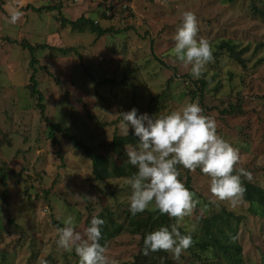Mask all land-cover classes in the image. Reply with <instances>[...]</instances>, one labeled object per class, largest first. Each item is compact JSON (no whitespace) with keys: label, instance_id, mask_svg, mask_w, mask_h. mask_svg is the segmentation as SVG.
<instances>
[{"label":"rangeland","instance_id":"obj_1","mask_svg":"<svg viewBox=\"0 0 264 264\" xmlns=\"http://www.w3.org/2000/svg\"><path fill=\"white\" fill-rule=\"evenodd\" d=\"M58 3L0 0V171L6 184L5 189L0 187V261L4 254L0 264H40L42 259L47 264H79L74 251L55 243L52 220L63 227L67 215L75 218L81 232L93 215L125 224L129 192L125 177L95 179L84 147L106 159L108 170L124 166L125 146L118 151L110 143L114 136L131 134L136 142L138 137L131 128L125 135L119 112L135 107L138 113L159 114L197 101L186 95L192 89L190 78H195L172 53L183 10L195 13L198 36L207 39L213 51L223 40L247 48L245 68L225 56L206 65L200 78L206 81L207 93L199 105L215 120L217 133L239 150L234 171L243 168L250 173L241 175L242 184L264 189V15L259 13H264V0L60 1L61 12L69 19L82 13L97 19L98 3L112 7L108 20L100 24L114 33L98 37L76 33L69 26L60 29L56 11L30 8ZM21 42L45 46L35 54V77L45 116L68 130V137L54 133L57 144L48 138L37 99L26 87L32 69ZM65 48L66 54L59 52ZM178 172L182 181L189 175L188 189L198 203L177 226L185 232L195 225V235L200 218L224 208L241 218L235 233L242 264H262L264 219L250 215L241 198L213 203L208 177L199 168L185 174L180 167ZM141 237L122 232L108 242L106 255L117 264H133ZM167 253L173 264H224L212 249L200 252L191 246L179 259Z\"/></svg>","mask_w":264,"mask_h":264},{"label":"clouds","instance_id":"obj_2","mask_svg":"<svg viewBox=\"0 0 264 264\" xmlns=\"http://www.w3.org/2000/svg\"><path fill=\"white\" fill-rule=\"evenodd\" d=\"M15 17H13L14 19ZM172 53L188 68L190 75L199 79L206 65L213 60L209 41L198 36L197 18L193 11L183 10L173 36ZM120 125L125 133L132 129L138 137L135 146H125L127 162L136 169L125 177L129 187L127 206L136 215L146 209L167 214L177 222L189 216L198 200L194 193L178 179L177 165L187 170L197 168L207 175L209 192L215 201L235 203L245 191L241 175L250 173L243 168L234 171L240 159L239 150L217 133L216 122L204 114L197 101H185L178 110L149 114L138 113L135 107L119 112ZM63 227L56 229V245L74 251L79 264H117L106 255L100 243L103 218L93 215L83 231H77L76 221L67 215ZM190 226L184 233L176 225L159 226L143 236V255L158 250L168 251L174 259L193 244ZM40 264H47L41 260Z\"/></svg>","mask_w":264,"mask_h":264},{"label":"trees","instance_id":"obj_3","mask_svg":"<svg viewBox=\"0 0 264 264\" xmlns=\"http://www.w3.org/2000/svg\"><path fill=\"white\" fill-rule=\"evenodd\" d=\"M58 1V5L53 6H41L40 8H30L33 11L40 12L44 9L47 11L54 12L56 11L58 17L56 18V23L59 25L60 29H64L66 26H69L71 30L76 33H82L84 31L89 32L95 36H103L107 33H114L110 26L104 27L100 24L102 20H108V16L105 15L102 6L100 3L97 4L99 8V13L97 14L99 17L92 18L88 17L85 14H79L78 18L69 19L63 16L61 12V0ZM111 8L110 6H108ZM264 15V13L259 12ZM104 17H103V16ZM102 16L101 20L99 19ZM113 16V15H112ZM20 46L23 50H26L29 54V65L32 69V73L28 78L29 84L26 86L29 94L32 97H36L37 99V107L39 109L41 118L46 123L48 128V138L52 141L53 144H57V141L54 137V133L62 134L64 137H68V130H63L57 123H53L51 118H48L44 114V105H43V96L37 90V80H36V65L38 64L36 53L45 49L43 45L31 46L26 42H21ZM42 49V50H41ZM247 48L240 49L238 45L231 42L230 40L220 41L217 45H215V50L213 51V60L216 61L219 57L225 56L229 60L235 62L241 68H245L246 60L243 58L244 52ZM37 51V52H36ZM69 49H60L59 52L66 54ZM161 65H164L160 61ZM106 81V80H105ZM112 82L110 80L105 83ZM190 84L192 89H190L186 95L191 97V100H197L200 105L202 104V99L206 95V81L204 78L199 79H191ZM189 80L186 82V86H190ZM193 85V86H192ZM167 90V89H166ZM165 92V91H164ZM163 93V92H162ZM159 95H157L158 97ZM228 113L232 114L233 110L229 108L227 110ZM70 138V137H69ZM136 142V138L131 134L127 136H114L111 141V146L114 149L122 150V148L128 144H132ZM87 155L89 156L92 166H93V174L95 179H106L109 177H127L131 175L136 169L134 166L130 165L128 162L124 164V166L120 167H111V169H107L106 163L107 160L99 157L97 155H93L91 151L84 147ZM116 150V151H117ZM120 154V153H119ZM182 167L177 165V169ZM187 169H185V174ZM181 176L179 172V177ZM189 175H187L186 179L183 181L185 187L189 186ZM5 173L0 171V187L5 189ZM244 193L242 195L241 201L247 204L246 211L250 213V215L264 219V189L253 185L251 183H243ZM3 199L5 198V194H2ZM194 198L197 197L194 195ZM3 203H5L3 201ZM126 217L124 221V225L115 224L114 221L109 216H99L103 218L104 224L101 226L102 237L100 243L106 248V245L109 241H111L115 236L120 235L122 232L132 233V234H140L141 237V247L143 242V236L145 233L163 225V226H177V220L174 217H169L167 214H161L158 211L145 210L141 213H137L136 215L130 214L129 210L126 212ZM241 218L238 216H234L231 212H228L226 209L222 208L218 211V213L211 214L207 217L200 218L198 220V225L196 226L197 233L192 235L193 244L192 247L199 250L200 252H206L209 249H212L215 253V256L218 257L224 264H242L241 260V249L236 241V233L235 226L237 223H240ZM52 224L59 228L61 227L60 223L52 220ZM178 230L184 233L183 229L178 227ZM195 257H198L197 252L189 251ZM4 261V254L1 256L2 263ZM264 264V261L261 262ZM133 264H173V261L168 259V253L164 250H158L156 252H150L148 255H143L141 251L135 256V260Z\"/></svg>","mask_w":264,"mask_h":264},{"label":"built area","instance_id":"obj_4","mask_svg":"<svg viewBox=\"0 0 264 264\" xmlns=\"http://www.w3.org/2000/svg\"><path fill=\"white\" fill-rule=\"evenodd\" d=\"M103 11L105 12V15L109 16V12L111 11V8H109L107 5H102Z\"/></svg>","mask_w":264,"mask_h":264}]
</instances>
